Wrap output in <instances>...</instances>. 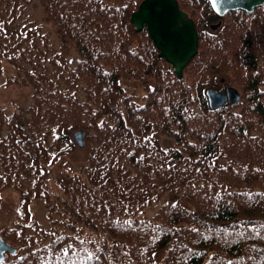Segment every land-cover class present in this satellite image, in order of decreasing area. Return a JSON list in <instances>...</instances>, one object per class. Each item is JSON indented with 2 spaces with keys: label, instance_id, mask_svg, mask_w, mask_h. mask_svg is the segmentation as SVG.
I'll return each mask as SVG.
<instances>
[{
  "label": "trees",
  "instance_id": "16d2710c",
  "mask_svg": "<svg viewBox=\"0 0 264 264\" xmlns=\"http://www.w3.org/2000/svg\"><path fill=\"white\" fill-rule=\"evenodd\" d=\"M18 1L6 0L0 18L15 19L8 12ZM42 1L63 50L73 47L82 59L76 70L63 59L62 73V63L36 53L33 70H25L33 103L16 110L9 143L0 144V187L12 182L21 194L18 220L2 231L19 251L2 264H68V245L78 264H160L155 253L164 247L163 264H264V229L253 231L264 225V5L229 12L213 31L208 26L220 16L208 0H179L200 32L199 51L179 78L146 29L130 21L141 0ZM9 38L0 40V56L18 47ZM223 75L241 98L211 108L206 88L225 89ZM124 76L146 86L154 80L147 104L125 95ZM68 127L88 130L90 153L58 196L48 189L44 161L75 146ZM158 133L171 147L138 156ZM223 155L231 162L220 164ZM42 189L50 212L63 218L53 222L66 229L36 245L41 230L36 221L28 229L29 201Z\"/></svg>",
  "mask_w": 264,
  "mask_h": 264
},
{
  "label": "rangeland",
  "instance_id": "374dc122",
  "mask_svg": "<svg viewBox=\"0 0 264 264\" xmlns=\"http://www.w3.org/2000/svg\"><path fill=\"white\" fill-rule=\"evenodd\" d=\"M17 6V10L20 9V0ZM35 3V4H33ZM28 12H33L32 18L36 19L34 28L39 38H48L49 42L55 46H59L62 41V36L56 29V27L44 20L45 11L44 7L40 3V0H33L27 6ZM68 56L72 61L73 67H76L80 60L78 52L72 50ZM17 75V71L13 64L6 63L3 73L0 75V84L9 76L14 77ZM6 80L4 81V83ZM2 83L0 87V102L17 103L20 105H28L32 100V87L30 85L17 83L16 81H7ZM124 87L127 91H132L138 84L136 81L130 79L123 80ZM144 89L139 85L137 90V97L140 102H144L142 95ZM6 122V120H5ZM8 123H5V131L8 129ZM70 154V155H69ZM87 154V148L85 146H77L72 153L63 154L57 160V163L53 165L55 172L50 180L51 187L55 192L60 191V180L66 178L70 173V166L78 167V161L76 159L82 158ZM76 158V159H75ZM20 190L17 187L8 186L1 191V203H0V226L9 228L12 226L13 221L17 218L18 214V202H19ZM31 211L33 218L38 219L41 224L47 228H52V223L48 217V204L43 196H34L31 201Z\"/></svg>",
  "mask_w": 264,
  "mask_h": 264
},
{
  "label": "water",
  "instance_id": "95a60500",
  "mask_svg": "<svg viewBox=\"0 0 264 264\" xmlns=\"http://www.w3.org/2000/svg\"><path fill=\"white\" fill-rule=\"evenodd\" d=\"M212 2L219 12H224L239 6L253 9L256 4L264 0H212ZM132 19L139 28H142L145 22L148 24L161 50V55L172 62L177 73L182 75L185 64L197 51L198 33L193 20L187 18V14L179 9L177 1L144 0L139 9L133 13ZM229 93L235 100L236 91L229 88ZM209 94L213 106H218L225 101L223 93L209 90ZM75 135L83 144V133L76 132ZM9 247V244L0 237V260L3 257V250Z\"/></svg>",
  "mask_w": 264,
  "mask_h": 264
},
{
  "label": "snow or ice",
  "instance_id": "6c2138e0",
  "mask_svg": "<svg viewBox=\"0 0 264 264\" xmlns=\"http://www.w3.org/2000/svg\"><path fill=\"white\" fill-rule=\"evenodd\" d=\"M264 229V225L261 226V228H254L253 231L257 234V235H260L261 234V230ZM226 231V230H225ZM237 235H243V233H238ZM81 243H84L83 241H81ZM69 249H72V256H75L76 255V249L73 248L72 245H68L67 247H65L63 249V256L65 258L68 259V264H78V261H79V257H77V259H72V256L69 255ZM93 253H88L87 254V257L86 259L88 261H91L92 260V257H93ZM21 259H24V258H21ZM43 259V258H42ZM0 264H2V262H0ZM47 264H52V258H49L48 261H47ZM57 264H65L64 260L61 259V260H58L57 261ZM227 264H235V262L233 261H228Z\"/></svg>",
  "mask_w": 264,
  "mask_h": 264
}]
</instances>
